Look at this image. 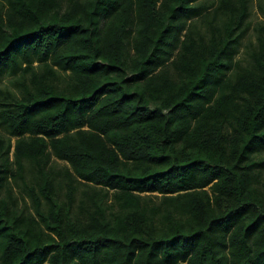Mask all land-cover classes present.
<instances>
[{"label":"trees","instance_id":"1","mask_svg":"<svg viewBox=\"0 0 264 264\" xmlns=\"http://www.w3.org/2000/svg\"><path fill=\"white\" fill-rule=\"evenodd\" d=\"M251 5L0 0V264H264Z\"/></svg>","mask_w":264,"mask_h":264},{"label":"rangeland","instance_id":"2","mask_svg":"<svg viewBox=\"0 0 264 264\" xmlns=\"http://www.w3.org/2000/svg\"><path fill=\"white\" fill-rule=\"evenodd\" d=\"M258 0H252V5H251V12H250V19L255 22L256 20L262 18L261 13L258 9ZM251 37V31L248 32V34L245 36V38L243 39L244 41L247 40V38ZM244 53V47H241L240 52L238 53L237 57H242Z\"/></svg>","mask_w":264,"mask_h":264}]
</instances>
